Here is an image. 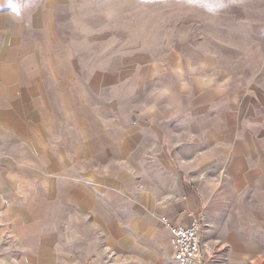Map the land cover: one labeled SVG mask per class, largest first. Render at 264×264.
I'll return each instance as SVG.
<instances>
[{"label": "rangeland", "instance_id": "374dc122", "mask_svg": "<svg viewBox=\"0 0 264 264\" xmlns=\"http://www.w3.org/2000/svg\"><path fill=\"white\" fill-rule=\"evenodd\" d=\"M210 122L249 126L264 155V0H0V264L30 263L48 236L69 241L57 264H159L153 249L129 257V178L154 205L184 202L189 172L153 131L167 142ZM133 126L149 147L129 150ZM99 180L117 183L114 200ZM111 221L123 248L104 241ZM237 248L214 241L203 264H252Z\"/></svg>", "mask_w": 264, "mask_h": 264}, {"label": "crops", "instance_id": "0c3cea01", "mask_svg": "<svg viewBox=\"0 0 264 264\" xmlns=\"http://www.w3.org/2000/svg\"><path fill=\"white\" fill-rule=\"evenodd\" d=\"M223 126L227 135L215 132L210 122L209 125L201 127L200 135H195L192 129H184L179 131V134H182L179 139L167 142L165 137L169 133L164 128L157 127V131H153L158 135L154 147L167 149V143H170L174 147L176 158L185 163V171L189 172L183 174L180 180L191 182L185 191L187 199L184 202L177 194L176 199L169 204L161 201L154 205L147 191L134 193L129 178L126 209L129 211L130 259L137 255L142 261L148 262L150 251L153 249L160 254L159 264H175L172 260L169 230L160 221L161 217H165L168 222L184 227L197 222L202 252H209L211 244L217 241L224 246L237 245L238 248L232 253H236L238 261L264 264V155L255 152L257 141L248 132L247 129H251L249 126L244 128L243 125L230 122ZM259 127L255 128V132ZM123 132L127 133L129 150L149 147L147 136L150 129L147 127H128ZM241 132L247 134L235 135ZM202 142L205 143L204 148L209 149L207 153L197 156L199 143ZM182 148L189 150L188 155L184 156L179 151ZM96 186L107 198L114 200L115 195H112V192H116V182L105 180L100 183L99 180L95 182ZM74 193L80 195L81 190ZM72 195L70 189H64L62 192V204L68 210L71 207ZM167 195L164 193L162 198L168 197ZM72 206L71 209L77 212L87 210L88 207L86 201L81 200ZM150 210L159 214L156 219L151 220ZM105 225L107 235L105 234L104 241L107 245L125 247L127 236L124 237L116 231L119 228L118 223L111 221ZM34 241H37L35 247L29 255L24 256V259L30 262L27 264H57V247L69 245V241L59 242L56 236ZM127 246L128 244L126 248ZM232 259L234 258L231 257Z\"/></svg>", "mask_w": 264, "mask_h": 264}, {"label": "built area", "instance_id": "2783aa9c", "mask_svg": "<svg viewBox=\"0 0 264 264\" xmlns=\"http://www.w3.org/2000/svg\"><path fill=\"white\" fill-rule=\"evenodd\" d=\"M160 221L170 233L173 262L175 264H203L198 223L192 222L184 227L168 222L165 217H161Z\"/></svg>", "mask_w": 264, "mask_h": 264}, {"label": "snow or ice", "instance_id": "6c2138e0", "mask_svg": "<svg viewBox=\"0 0 264 264\" xmlns=\"http://www.w3.org/2000/svg\"><path fill=\"white\" fill-rule=\"evenodd\" d=\"M219 6V5H218ZM12 7H15V5H12Z\"/></svg>", "mask_w": 264, "mask_h": 264}]
</instances>
